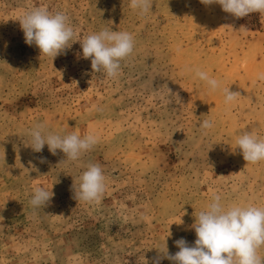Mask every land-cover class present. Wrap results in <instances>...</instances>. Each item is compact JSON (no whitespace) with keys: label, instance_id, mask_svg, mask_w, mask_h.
<instances>
[{"label":"rangeland","instance_id":"1","mask_svg":"<svg viewBox=\"0 0 264 264\" xmlns=\"http://www.w3.org/2000/svg\"><path fill=\"white\" fill-rule=\"evenodd\" d=\"M151 3L141 16L130 0H0V264H173L161 251L174 255L180 238L194 245L191 225L214 194L264 208V161L247 164L236 148L246 131L264 139V15ZM35 7L64 12L76 39L131 33L118 78L94 72L79 41L53 61L27 45L19 18ZM196 70L220 88L210 91ZM224 88L240 95L225 104ZM204 119L213 128L202 130ZM38 124L98 143L77 161L47 145L37 153ZM89 164L106 177L99 203L74 198ZM37 186L55 193L44 208L30 205Z\"/></svg>","mask_w":264,"mask_h":264},{"label":"clouds","instance_id":"2","mask_svg":"<svg viewBox=\"0 0 264 264\" xmlns=\"http://www.w3.org/2000/svg\"><path fill=\"white\" fill-rule=\"evenodd\" d=\"M200 3L205 6L218 4L225 13L236 18L252 13L264 15V0H200ZM130 8L145 16L151 11L152 3L151 0H130ZM19 22L25 43L35 45L41 55L51 57L53 61L70 47L69 41H79L83 58H91L92 70L110 79L118 78L121 61L134 51V37L127 31L104 28L82 40L76 39L77 33L69 17L61 11L51 12L45 7H35L25 11ZM195 77L206 82L210 91L220 88L219 82L210 78L205 71L196 70ZM257 79L264 81V73H259ZM166 93H171L168 87L162 93V98ZM223 94L225 104L240 95L239 92L230 91V88H224ZM198 126L202 130H210L214 122L204 119ZM30 136L29 146L34 152H41L47 145L53 155L60 150L68 161H77L98 143L94 133L89 132L83 137L75 132L60 135L48 131L44 124L30 130ZM236 148L247 164L264 161V139L251 132L246 131L237 137ZM106 188V177L101 166L89 164L79 176L78 187L74 185V198L78 202L99 203ZM54 195L53 191L44 187H34L30 205L44 208ZM221 201V196L214 194L205 210L195 216V222L191 225L196 234L194 245L180 238L175 241L179 251L174 255L161 251L165 258L173 264H264V258L258 255V249L264 246V208L252 204L224 205ZM153 264H160V258H156Z\"/></svg>","mask_w":264,"mask_h":264}]
</instances>
